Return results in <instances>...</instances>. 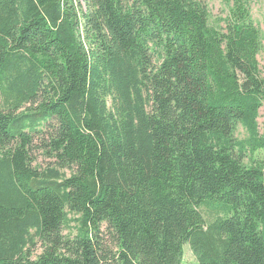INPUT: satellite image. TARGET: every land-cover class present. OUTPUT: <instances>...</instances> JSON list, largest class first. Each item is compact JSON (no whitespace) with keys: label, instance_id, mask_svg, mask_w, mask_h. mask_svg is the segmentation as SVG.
<instances>
[{"label":"trees","instance_id":"obj_1","mask_svg":"<svg viewBox=\"0 0 264 264\" xmlns=\"http://www.w3.org/2000/svg\"><path fill=\"white\" fill-rule=\"evenodd\" d=\"M205 1L0 0V264H264L261 34Z\"/></svg>","mask_w":264,"mask_h":264},{"label":"rangeland","instance_id":"obj_2","mask_svg":"<svg viewBox=\"0 0 264 264\" xmlns=\"http://www.w3.org/2000/svg\"><path fill=\"white\" fill-rule=\"evenodd\" d=\"M90 1L91 0H64V5L67 9L71 10L72 13L76 15L77 20L82 22L81 18L85 13H87L90 6ZM205 2L210 22L223 27V19L227 15L228 5L220 0H206ZM248 6L253 24L261 34V46L257 53V61L260 77L264 81V0H249ZM257 123L259 133L264 134V100L262 101V107L259 109ZM234 136L236 138H243L246 136L245 130L239 124L235 127ZM37 159L38 162H42V158L39 157V155ZM256 161L264 162V148L258 149L253 153H247V155L243 159V162L246 164H250ZM200 210L206 219H208L212 214V211L205 206H202ZM68 218L70 221L63 228L62 234L65 237H73L76 228V216L69 215ZM40 251V245L37 243L33 251V256L37 255ZM194 262L195 257L192 254L189 246L185 244L183 246L182 264H193Z\"/></svg>","mask_w":264,"mask_h":264}]
</instances>
